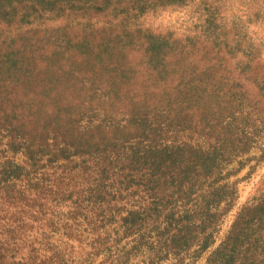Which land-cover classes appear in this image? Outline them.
Listing matches in <instances>:
<instances>
[{
    "label": "rangeland",
    "instance_id": "1",
    "mask_svg": "<svg viewBox=\"0 0 264 264\" xmlns=\"http://www.w3.org/2000/svg\"><path fill=\"white\" fill-rule=\"evenodd\" d=\"M0 264H264V0H0Z\"/></svg>",
    "mask_w": 264,
    "mask_h": 264
},
{
    "label": "trees",
    "instance_id": "2",
    "mask_svg": "<svg viewBox=\"0 0 264 264\" xmlns=\"http://www.w3.org/2000/svg\"><path fill=\"white\" fill-rule=\"evenodd\" d=\"M141 152L144 154L143 157L142 156L140 157ZM136 155H138V157L134 158V156H133L132 161L135 165H138V163L141 162L140 159H143L144 160L143 169H138L137 166L135 168H132L130 170L131 172H129L130 175L126 176V178L130 179L129 182L132 184L137 180V176L135 173L137 171H140L143 173V175L141 177L145 182L142 184L147 188L149 193H152L155 195V200L153 201L152 205L156 206L155 207V211H156L159 209L158 205L162 199V156L156 157L154 155V152H152V150L139 151V153L137 152ZM191 166H192L191 164L186 165L184 168V171H182V172L186 173L187 168H189ZM211 167H212L211 165H210V167H209V165L206 166V168L209 169V172H210ZM183 179H185V177ZM137 185H139V183ZM188 185H191L192 187H194L195 183L190 182V183H188ZM131 186L132 185L128 184L126 188L130 189ZM186 188H187V186L185 183H181V185L179 186V190L181 193H183V190ZM131 215H133V214H131ZM240 219H241V217H238V221L234 225V230L237 229ZM125 222H126V224H128L129 220L125 219ZM132 223H134V220ZM126 228L129 229V226L126 225ZM207 247H208V243L203 245L201 247V249L204 250ZM223 254H225V253H223ZM219 255H221V253H218V256Z\"/></svg>",
    "mask_w": 264,
    "mask_h": 264
}]
</instances>
